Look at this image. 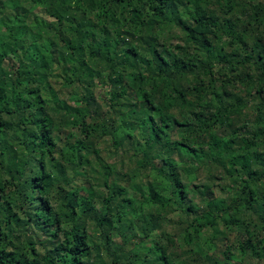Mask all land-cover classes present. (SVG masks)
<instances>
[{
  "label": "trees",
  "instance_id": "obj_1",
  "mask_svg": "<svg viewBox=\"0 0 264 264\" xmlns=\"http://www.w3.org/2000/svg\"><path fill=\"white\" fill-rule=\"evenodd\" d=\"M101 141L146 169L87 175ZM175 212L264 263V0H0V264H142Z\"/></svg>",
  "mask_w": 264,
  "mask_h": 264
},
{
  "label": "rangeland",
  "instance_id": "obj_2",
  "mask_svg": "<svg viewBox=\"0 0 264 264\" xmlns=\"http://www.w3.org/2000/svg\"><path fill=\"white\" fill-rule=\"evenodd\" d=\"M36 15L46 18V14L44 13L42 7H37L36 9L32 10ZM30 11V12H32ZM10 63L13 64V61L11 60ZM249 117L246 114L241 113L240 115H236V117L232 120V123L234 124L233 128L240 129L241 131L244 130V126L249 123L250 120L253 119V116L249 119L246 118ZM251 122V121H250ZM67 132V131H66ZM56 136L64 137V133L62 132H55ZM63 140V139H62ZM134 144H129L122 146V148L116 149L110 141L104 142L101 141L100 144L97 146L98 154H93L90 156V162L81 167V171L85 172L87 175H93L96 178L98 176H102V174H108L111 178L110 180H113L114 178H117L118 172L123 171V173L126 172H135L136 170H145L146 168L140 166L137 164L136 159H131L132 152L129 150L130 148H133ZM215 168H212V172H215ZM206 169H202L200 171L201 173V179H203L204 184H209L213 182L214 175H210L209 177H206ZM128 174V173H127ZM183 181L186 182V177L182 176ZM210 178V181L208 180ZM121 184L126 185L127 183L121 179ZM103 187V186H102ZM220 189L217 188L216 193L220 196H224L225 192L219 191ZM135 194L130 189L128 190V196H133ZM189 198H193V194H189ZM171 199V198H169ZM194 204L198 209L202 208V202L199 199H194ZM155 212V209H152V213ZM171 218H165L161 219L157 223L158 229H160L159 232H156L155 235L152 237L149 236L148 241H152L153 244L157 245L159 247V250L156 254L150 255L145 262L142 264H214L213 259L211 257V253L205 249V246L203 245L202 248L207 251L208 259L207 261H197L194 257L192 252H194L195 244L191 246H182L181 243V237L184 232L185 227V220L179 213L175 212L171 214ZM132 233L135 236H138L139 238L136 239L135 244L139 242L142 239L141 232H138V227H133ZM130 235V234H129ZM205 235H208V233H205ZM93 243L97 242V239L92 238L91 239ZM217 246L215 248V255L218 257V259L223 262V259L228 251L231 252H238V246H237V230L233 227L227 228L226 230L221 229L218 237H217ZM134 250V249H133ZM131 248H127V251H133ZM42 252V250H39ZM204 251V252H205ZM107 264H112L108 259ZM240 258L234 259V256L230 257L228 259L227 264H240ZM124 262H122L123 264ZM129 264V263H127ZM243 264H264L261 261H252L250 263L249 257H246L243 259Z\"/></svg>",
  "mask_w": 264,
  "mask_h": 264
}]
</instances>
